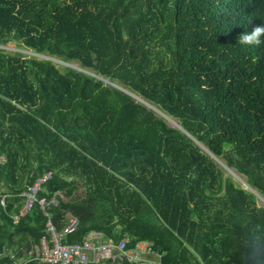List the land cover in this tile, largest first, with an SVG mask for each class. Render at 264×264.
<instances>
[{
  "label": "trees",
  "instance_id": "16d2710c",
  "mask_svg": "<svg viewBox=\"0 0 264 264\" xmlns=\"http://www.w3.org/2000/svg\"><path fill=\"white\" fill-rule=\"evenodd\" d=\"M257 25L264 0H0L1 47L87 72L0 48V264L47 234L40 205L11 215L50 172L41 198H68L53 219H81L66 243L264 264V44H238Z\"/></svg>",
  "mask_w": 264,
  "mask_h": 264
},
{
  "label": "built area",
  "instance_id": "2783aa9c",
  "mask_svg": "<svg viewBox=\"0 0 264 264\" xmlns=\"http://www.w3.org/2000/svg\"><path fill=\"white\" fill-rule=\"evenodd\" d=\"M27 54L30 57L51 60L61 67H71V65L60 60L41 56L32 51ZM7 163L6 156L0 155V166H6ZM53 176V172L47 173L33 185L27 186L21 194L25 201H23L19 211L11 215L12 222L16 223L38 204L49 218L46 224L47 234L42 237L39 243L34 244L30 250H27L25 257L18 259L15 262L16 264H26L30 260H36L42 264H90L91 262L100 264L108 260L129 264H163V255L154 248L153 244L148 242L140 243L137 247L129 249L127 248V239L116 244L112 240H106L103 234L92 231L84 237L83 242L66 243L64 238L79 229L81 219L69 215L68 221L62 227H59L53 219L51 209L68 200L65 193L61 191L56 192L50 198H41L44 186L53 179ZM7 197L8 193L2 190L0 192V206H5ZM10 259H14L11 253Z\"/></svg>",
  "mask_w": 264,
  "mask_h": 264
},
{
  "label": "rangeland",
  "instance_id": "374dc122",
  "mask_svg": "<svg viewBox=\"0 0 264 264\" xmlns=\"http://www.w3.org/2000/svg\"><path fill=\"white\" fill-rule=\"evenodd\" d=\"M0 48H3V49H5L6 51H8V52H10V53H14V52H24L25 54H27V53L30 52V51H25V50H23V49H18L14 44H11V45H9V46H7V47H1V46H0ZM27 55H29V54H27ZM71 67L74 68V69H76V70H79V71H84V70L80 69V68H79V64H76V63L72 64ZM84 73H87V72L84 71ZM119 88H120V87H119ZM160 114H162V113H160ZM162 115H163V114H162ZM165 117H166L168 123H169L171 126H174V127H178V128H180V122H179L178 119L171 118V117H169V116H167V115H165ZM220 164L223 166L222 163H220ZM225 169H226V171L228 172V174H230L235 180L238 181L237 185H239V186H241V187H243V188H248L247 185L244 183V181H243V180H240V178H239L237 175H235V173H234L233 171L227 169L226 167H225ZM228 174H227V175H228ZM257 205H258V206H261V207H264V198H263V197L258 196V202H257Z\"/></svg>",
  "mask_w": 264,
  "mask_h": 264
},
{
  "label": "clouds",
  "instance_id": "9594fccd",
  "mask_svg": "<svg viewBox=\"0 0 264 264\" xmlns=\"http://www.w3.org/2000/svg\"><path fill=\"white\" fill-rule=\"evenodd\" d=\"M238 44L249 46L264 44V25H257L250 33L241 34L238 38Z\"/></svg>",
  "mask_w": 264,
  "mask_h": 264
},
{
  "label": "water",
  "instance_id": "95a60500",
  "mask_svg": "<svg viewBox=\"0 0 264 264\" xmlns=\"http://www.w3.org/2000/svg\"><path fill=\"white\" fill-rule=\"evenodd\" d=\"M2 190L0 189V192H1Z\"/></svg>",
  "mask_w": 264,
  "mask_h": 264
}]
</instances>
